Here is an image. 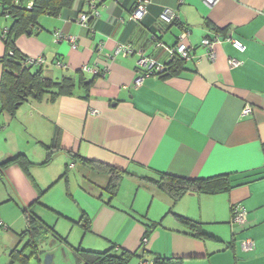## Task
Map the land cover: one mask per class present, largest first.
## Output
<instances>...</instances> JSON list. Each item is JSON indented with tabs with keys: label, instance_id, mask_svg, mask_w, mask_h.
Masks as SVG:
<instances>
[{
	"label": "crops",
	"instance_id": "obj_1",
	"mask_svg": "<svg viewBox=\"0 0 264 264\" xmlns=\"http://www.w3.org/2000/svg\"><path fill=\"white\" fill-rule=\"evenodd\" d=\"M136 2L104 0L99 14L81 23L79 16L91 11L86 0H76L58 15H41L15 38L24 67L53 81L72 78L76 87L54 99L29 98L13 114L0 106V236L6 252L24 246L27 207L56 234L43 233L40 241L54 239L42 250L50 253L48 264H84L78 249L112 248L134 253L129 264L158 258L264 264V0H151L137 22L131 19ZM164 6L179 18L162 19ZM12 24L0 6V58ZM185 31L192 57L183 58L180 72L166 78L152 73L136 86L147 69L140 59L167 67ZM58 32L75 37L77 45L58 39ZM205 37L214 41V59L202 44ZM121 44L134 52H118ZM39 58L42 63L26 62ZM232 58L240 64L231 66ZM3 73L0 62V79ZM247 105L252 112L244 114ZM20 155L27 161H10ZM81 159L121 171L115 197L106 190L109 174ZM162 174H222L230 187L173 202L152 183ZM237 207L247 212L244 225L232 222ZM178 216L199 222L205 237L189 234ZM247 238L254 241L251 251L241 245Z\"/></svg>",
	"mask_w": 264,
	"mask_h": 264
},
{
	"label": "trees",
	"instance_id": "obj_2",
	"mask_svg": "<svg viewBox=\"0 0 264 264\" xmlns=\"http://www.w3.org/2000/svg\"><path fill=\"white\" fill-rule=\"evenodd\" d=\"M75 1L0 0L2 13L8 14L13 18V24L3 38L7 48L6 54L0 58V62L4 64V73L0 79L1 110L13 114L29 98L42 100L45 95L49 94L50 98L54 99L64 94H74L76 84L72 78L65 77L61 81H53L43 77L39 71L33 73L30 67H24L21 62L24 57L15 47V38L37 25L41 15H58L64 8L71 7ZM11 50L14 54H10ZM183 63L184 59L177 55L167 65L166 70L159 74L164 78L176 75L183 68ZM15 160L27 161L24 155L15 157L10 161ZM81 162L90 169L108 173L110 178L106 190L112 198L117 195L121 171L85 159H81ZM152 183L157 189L167 194L173 202H177L187 193H217L230 187L228 176L222 174L194 179L162 174L160 177L152 179ZM25 217L27 229L20 234L21 241L25 243L22 248L16 247L11 250L9 255L12 264L16 261H20L22 264H29L30 259L39 252V244L43 233H52L56 236L53 229L48 227L27 207L25 208ZM178 218L187 226L189 234L198 238L205 237L199 222L182 216H178ZM27 250H30L29 254L26 253ZM77 252L84 264H129L135 256L134 253L126 250L117 253L113 248L106 251L78 249ZM155 264H182V262L180 260L158 258Z\"/></svg>",
	"mask_w": 264,
	"mask_h": 264
},
{
	"label": "built area",
	"instance_id": "obj_3",
	"mask_svg": "<svg viewBox=\"0 0 264 264\" xmlns=\"http://www.w3.org/2000/svg\"><path fill=\"white\" fill-rule=\"evenodd\" d=\"M104 0H86L87 5L90 8L91 12H83L80 16H79V21L81 23H86L88 22L92 17L97 16L99 14L98 12V5L102 4ZM119 1V0H118ZM206 3L208 4H214L216 0H204ZM151 3V0H137L133 11L131 13V19L133 21H141L144 19V17L146 16V14L148 13V9H149V4ZM161 17L162 19L166 20L167 22H174L176 21L179 17L177 12L168 6H164L162 13H161ZM187 31H185L183 33V35L181 36V40L177 46L174 49H171V52L174 55H178L182 58H191L192 54H191V50L192 48L190 46H188L185 42H183V39L186 37L187 35ZM56 36L58 39H66L68 41L71 42V44L75 47L77 45V39L73 36H68V35H62L61 33H56ZM232 43L234 44V46L241 50L244 51L246 49L245 45L243 43H241L240 41L236 40V39H232L229 38ZM202 44L204 46L207 47L208 49V55L211 59L215 58V50H214V41L210 38V37H205L202 41ZM117 51L118 52H123L125 54L127 53H133V47L130 44H121L117 47ZM10 54H14L13 51H10ZM26 62L28 64H37V63H42L43 59L39 58V59H27ZM139 66L140 67H146L147 69L145 70V72H143L140 76H138L135 80V85L138 86L141 84V82L144 80V78L146 76H149L152 73H162L166 70V65H163L161 63H156L155 61H152L146 57H143L142 59H140L139 61ZM240 64V61L237 59H230V65L231 66H237ZM82 69L84 71H90L93 73H97L96 70L91 69L89 67V65H84L82 67ZM1 106V105H0ZM252 112V107L247 105L244 110L243 113L244 114H249ZM246 216H247V212L246 210H244L241 207H237L234 209V213H233V218H232V222L235 225H244L246 222ZM148 241V237H144L143 239V243L146 244ZM242 248L244 251H251L254 249V241L251 238H247L245 240L242 241L241 243ZM141 264H144L143 262Z\"/></svg>",
	"mask_w": 264,
	"mask_h": 264
},
{
	"label": "rangeland",
	"instance_id": "obj_4",
	"mask_svg": "<svg viewBox=\"0 0 264 264\" xmlns=\"http://www.w3.org/2000/svg\"><path fill=\"white\" fill-rule=\"evenodd\" d=\"M29 4H31V3H29ZM0 231H2V230H0ZM3 232L4 231H2V233ZM53 241H54V239H51L46 244L43 243V245H41V243H40L39 253H40V251H42L43 249L46 248V245H49L48 247L51 248L53 246ZM6 248H7L6 240H4V238L0 236V264H10V260H11L10 255H9L10 251L6 252ZM27 253H29V251H27ZM39 253H37V255L35 257L30 259L29 264H48L46 259L50 253H46L45 251H42V253H40V254ZM14 264H22V262L16 261Z\"/></svg>",
	"mask_w": 264,
	"mask_h": 264
},
{
	"label": "water",
	"instance_id": "obj_5",
	"mask_svg": "<svg viewBox=\"0 0 264 264\" xmlns=\"http://www.w3.org/2000/svg\"><path fill=\"white\" fill-rule=\"evenodd\" d=\"M33 97H34V94H33ZM52 256V255H51ZM51 258V257H50ZM47 263H48V258L46 259Z\"/></svg>",
	"mask_w": 264,
	"mask_h": 264
}]
</instances>
